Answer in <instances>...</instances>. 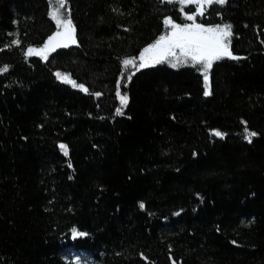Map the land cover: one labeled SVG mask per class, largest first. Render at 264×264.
<instances>
[{"label":"trees","instance_id":"obj_1","mask_svg":"<svg viewBox=\"0 0 264 264\" xmlns=\"http://www.w3.org/2000/svg\"><path fill=\"white\" fill-rule=\"evenodd\" d=\"M58 6L0 0V264H264V0L196 17L241 57L213 62L208 96L201 66L123 65L196 5L67 0L76 43L27 56Z\"/></svg>","mask_w":264,"mask_h":264},{"label":"snow or ice","instance_id":"obj_2","mask_svg":"<svg viewBox=\"0 0 264 264\" xmlns=\"http://www.w3.org/2000/svg\"><path fill=\"white\" fill-rule=\"evenodd\" d=\"M67 0H57L58 7L50 11L49 15L56 22L58 29L52 36L48 38V41L42 48L36 49L29 47L27 49V56H42L44 60L48 59L49 52H55L59 47H68L70 44L76 43L75 38V26L71 19L70 14L66 18H62L64 14L60 11L64 8ZM173 2V0H168ZM181 5L196 4L197 9L194 14L186 15V19L192 21L191 24L176 23L171 17H167L164 20V24L170 27V31L161 35L153 44L149 45L143 50V53L139 57L141 61L136 67L139 71L142 68L151 67L156 64L167 61L173 68L182 65H191L193 67L201 66L203 69V75L205 80L206 90L205 96L210 95L209 90V76L208 70L212 67L214 61L221 60L225 57L231 59H241V57L234 56L230 49L231 44V25H215L205 26L202 23H196V17L203 16L205 14L204 6H211L212 4H225L227 0H176ZM183 11V8H181ZM13 44H17V40H13ZM151 61L146 63L145 61ZM137 58H128L123 60L125 68L129 66H136ZM8 66L0 68V73L6 72ZM58 79L62 82L69 83L74 87H79L85 92L88 91L84 85H77L75 81L71 80L70 74H62L60 72L55 73ZM123 75V74H122ZM131 80V75L127 77ZM119 81L117 83V96L119 97L121 108L116 111L118 114H122V109L128 104V97L126 94L121 95ZM96 96H100V93H95ZM246 138L251 142V138L256 136L255 132H250L245 127ZM215 136L222 137L224 134L220 131H214ZM61 150L65 155L68 154L67 146L61 144ZM140 207L143 208L144 204L141 203ZM73 235L84 236L86 233L78 232L75 228L72 229Z\"/></svg>","mask_w":264,"mask_h":264},{"label":"rangeland","instance_id":"obj_3","mask_svg":"<svg viewBox=\"0 0 264 264\" xmlns=\"http://www.w3.org/2000/svg\"><path fill=\"white\" fill-rule=\"evenodd\" d=\"M179 4H180V3H179ZM193 4H194V3H193ZM189 5H191V4H189ZM194 5H196V4H194ZM183 6H185V5H183ZM205 6H206V5H205ZM196 8H197V5H196ZM53 10H54V9H53ZM62 13L64 14V16H63L62 18H66V17H67V14H66L65 12H62ZM55 23H56V22H55ZM191 23H192V22H191ZM191 23H188V24H191ZM56 26H57V25H56ZM206 27H207V26H206ZM58 30H62V29H58V27H57V29H56L55 32H57ZM169 31H170V27L167 26V29L165 30V32H164L162 35L167 34ZM55 32H54V33H55ZM54 33H53V34H54ZM53 34H52V35H53ZM52 35H51V36H52ZM47 41H48V40H47ZM47 41H46V42H47ZM153 43H154V42H153ZM153 43H152V44H153ZM150 45H151V44H150ZM43 46H44V45H43ZM43 46H42V47H43ZM148 46H149V45H148ZM148 46H146V47H148ZM42 47H39V48H42ZM146 47H145V48H146ZM39 48H36V49H39ZM145 48H143V50H144ZM143 50L140 52L139 56L137 57V61H136V64H137V65H139V63L141 62V61L139 60V57H140L141 54L143 53ZM49 53H50V52H49ZM39 57L43 58L42 56H39ZM145 62H146V63H151V61H147V60H146ZM82 260H84V259H82ZM82 260H77V261H78V264H84Z\"/></svg>","mask_w":264,"mask_h":264},{"label":"water","instance_id":"obj_4","mask_svg":"<svg viewBox=\"0 0 264 264\" xmlns=\"http://www.w3.org/2000/svg\"><path fill=\"white\" fill-rule=\"evenodd\" d=\"M234 56H236V55H234ZM237 57H239V56H237Z\"/></svg>","mask_w":264,"mask_h":264}]
</instances>
